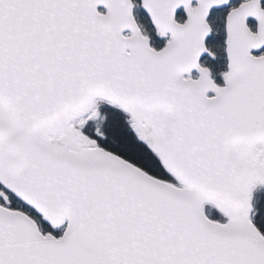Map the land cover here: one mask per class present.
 <instances>
[{
	"label": "snow or ice",
	"instance_id": "6c2138e0",
	"mask_svg": "<svg viewBox=\"0 0 264 264\" xmlns=\"http://www.w3.org/2000/svg\"><path fill=\"white\" fill-rule=\"evenodd\" d=\"M0 264H264V0H0Z\"/></svg>",
	"mask_w": 264,
	"mask_h": 264
}]
</instances>
